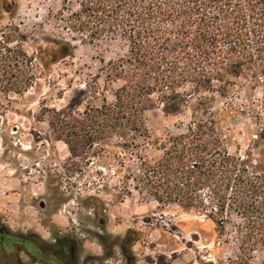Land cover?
Listing matches in <instances>:
<instances>
[{
  "label": "trees",
  "instance_id": "trees-1",
  "mask_svg": "<svg viewBox=\"0 0 264 264\" xmlns=\"http://www.w3.org/2000/svg\"><path fill=\"white\" fill-rule=\"evenodd\" d=\"M60 1L64 28L74 41H116L127 53L107 63L105 89L120 83L112 103L105 98L86 106L81 119L47 111L59 139L76 154L80 143L105 148L115 136L116 172L125 170L124 152L134 158L125 183L132 181L161 206L206 217L217 228L216 243L231 234L241 264H253L256 254L264 264V127L253 129L244 153H232L235 135L225 122L244 113L233 106L213 111L217 95L228 100L239 89L252 93L264 84V0ZM12 42L0 39V73L20 78L32 59L21 49L12 52ZM48 46L39 55L46 69L74 56L70 41ZM29 87L31 79L6 83L8 91ZM253 98H247L249 106L264 111V93L259 103ZM160 104L168 117L189 109L190 122L154 138L145 113ZM261 119L258 113L257 125Z\"/></svg>",
  "mask_w": 264,
  "mask_h": 264
},
{
  "label": "rangeland",
  "instance_id": "rangeland-1",
  "mask_svg": "<svg viewBox=\"0 0 264 264\" xmlns=\"http://www.w3.org/2000/svg\"><path fill=\"white\" fill-rule=\"evenodd\" d=\"M61 13L60 0H0V39L10 37L12 52L21 49L32 59L20 78L15 72L0 73V220L49 241L64 235L75 239L86 264H99L103 253L99 238L127 235L133 239L136 264H241L231 234L216 243L217 228L206 217L175 205L161 206L136 191L132 181L124 182L134 158L124 152L125 170L121 175L116 172L120 163L115 136L105 148L80 143L74 154L53 131L47 111H66V119H81L86 106L101 105L105 98L114 101L113 91L120 83L105 89L107 63L127 53L116 41H74ZM59 40L72 43L74 56L58 59L46 69L40 50ZM28 79L31 87L23 92L6 88L8 81L13 85ZM256 86L252 93L239 89L233 95L237 99L216 96L214 113L230 106L244 113L225 122L235 135L232 153H244L256 133L253 129L264 127V111L247 102L251 94L255 103L263 98L264 84ZM258 113L262 119L257 125ZM145 119L154 138H159L182 131L191 112L168 117L160 104L146 112ZM107 260L105 264H124L118 248ZM261 260L256 254L253 264Z\"/></svg>",
  "mask_w": 264,
  "mask_h": 264
},
{
  "label": "flooded vegetation",
  "instance_id": "flooded-vegetation-1",
  "mask_svg": "<svg viewBox=\"0 0 264 264\" xmlns=\"http://www.w3.org/2000/svg\"><path fill=\"white\" fill-rule=\"evenodd\" d=\"M41 206L44 207V203ZM99 239L103 247V253L97 259L99 264H105L110 251L116 248L120 250L124 264H136L131 236ZM80 248L69 236H57L49 241L34 232L15 230L6 220H0V264H86Z\"/></svg>",
  "mask_w": 264,
  "mask_h": 264
}]
</instances>
